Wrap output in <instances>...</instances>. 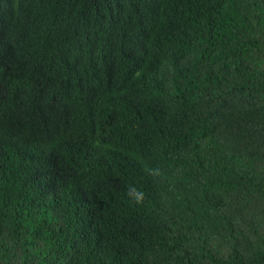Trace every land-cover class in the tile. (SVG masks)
<instances>
[{"label": "trees", "instance_id": "1", "mask_svg": "<svg viewBox=\"0 0 264 264\" xmlns=\"http://www.w3.org/2000/svg\"><path fill=\"white\" fill-rule=\"evenodd\" d=\"M0 264H264V0H0Z\"/></svg>", "mask_w": 264, "mask_h": 264}, {"label": "clouds", "instance_id": "2", "mask_svg": "<svg viewBox=\"0 0 264 264\" xmlns=\"http://www.w3.org/2000/svg\"><path fill=\"white\" fill-rule=\"evenodd\" d=\"M145 171L154 179L155 178L163 179L165 177V174L159 168H152V169L146 168ZM126 194L136 205H143L145 202V198H146L145 192L134 185L127 186Z\"/></svg>", "mask_w": 264, "mask_h": 264}]
</instances>
